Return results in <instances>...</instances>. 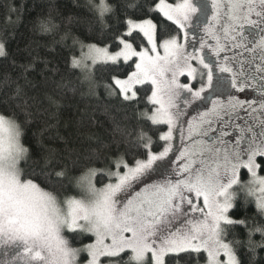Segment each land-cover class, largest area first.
Segmentation results:
<instances>
[{"label":"snow or ice","instance_id":"obj_1","mask_svg":"<svg viewBox=\"0 0 264 264\" xmlns=\"http://www.w3.org/2000/svg\"><path fill=\"white\" fill-rule=\"evenodd\" d=\"M153 4L154 7L148 6L147 12H125V16L118 19L119 27L113 29L110 40L111 51L108 47L89 48V58L93 63L109 64L110 72L122 71L125 78L115 79V85L123 101H135L137 86L150 82L152 88L148 100L153 110L151 115H143L152 124L167 125L166 132L157 129L159 141L163 143L158 141L154 144L151 137L141 134L142 147L146 151L138 155L145 158L135 159L134 166L130 167L117 158V167L122 166L126 172L123 175L117 172L115 183L97 189L91 174L80 177L77 183L91 199L71 198L62 200L61 204L57 195L70 190L65 181L57 179V189H44L49 187L50 177H67L64 154L72 150L65 146L61 151L38 139L40 151L33 158L29 155V148L20 144L18 126L0 114V247L22 249L15 260L7 264H77L80 252L87 253V264H181V260L184 264H222L221 254L227 257L225 264H240L234 247L225 240L226 226L245 224V221H237L227 215L234 199L230 190L238 183L237 169L240 167L249 169L253 183L264 186V179L255 176L257 165L254 162L257 155L264 156V139L244 153L237 151L235 146L231 151L215 146L208 148L210 159L217 158L223 150L225 177H221L217 169L205 166L196 174L189 173L185 178L172 180L169 170L174 158H185V140L192 141L195 137L199 142L210 132L217 131L212 127L214 121L227 124L223 115L245 106V101L238 99L236 92L245 90L246 81L238 80L235 74L229 80L215 70L221 74L233 73V68L228 65L236 60L235 50L240 48L253 53V60L259 50L264 61V0H212V17L207 23V6L201 0H177L175 3L153 0ZM107 11L111 8L101 7V15ZM197 11L200 15L196 19L204 25L203 35L189 41V30L195 31L199 27L193 22ZM150 13L162 14L176 28L166 38L161 36L157 31L158 23L154 22L156 16L147 18ZM253 16L256 19H252ZM245 25L261 29L259 41L250 49L241 43ZM50 26L49 21L40 22L44 31ZM160 48L163 55L159 54ZM205 49L217 57L215 62L208 58ZM229 50H232V56L225 54L221 57L222 52ZM8 56L5 45L0 43V58ZM12 63L21 69L20 78L31 84L26 73L32 64H17L15 60ZM181 76H186L188 81H196L198 87L182 83L179 80ZM4 83H8L7 76ZM229 88L235 92H229ZM109 94L112 95L111 92ZM223 96L228 97L226 103L213 99ZM36 100L35 96L27 97L23 87L17 84L3 103L5 106L22 105L23 110L31 115L29 110ZM48 100L50 104L56 103L51 96ZM197 100L210 102L211 110L201 112L198 107L196 115H192L188 109ZM261 110L264 111V102ZM189 116L191 119H185ZM261 124L264 125V120ZM177 131L184 149L179 156L173 153L172 143ZM219 131L221 137L229 134L223 128ZM57 138L63 140L58 134ZM243 155L247 156V161L241 158ZM25 157L31 163L22 177L20 163ZM185 172H189L187 165L179 168L176 175L181 176ZM134 184H142L143 187L133 192ZM53 191L57 195H53ZM261 191L264 192V187ZM186 192L194 193L197 199L203 197V207L198 209L185 195ZM124 193L130 198L120 203L118 197ZM185 201L191 205L192 212H201L202 218L193 217L177 226L176 222L187 216L189 211L182 207ZM259 206L264 211V199L259 201ZM65 230L94 237V242L84 243L80 248L70 247L62 235ZM256 230L260 231L262 241L259 244L253 242L249 234L248 247L252 254L249 264H255L257 248L264 247V228ZM125 252L130 253L127 261L121 257ZM202 252L206 253V258ZM101 258L109 259L102 261Z\"/></svg>","mask_w":264,"mask_h":264},{"label":"trees","instance_id":"obj_2","mask_svg":"<svg viewBox=\"0 0 264 264\" xmlns=\"http://www.w3.org/2000/svg\"><path fill=\"white\" fill-rule=\"evenodd\" d=\"M107 4L111 11L101 15L91 0H0V43L9 53L7 58H0V114L22 125V143L29 148V155L33 158L40 151L38 139L61 151L65 146L72 150L64 154L67 177H50L49 187L45 188L52 191L59 187L57 179L65 181L70 190L60 192L61 197L70 195L72 181L91 169L113 168L117 158L130 167L134 166L135 159L145 158L138 155L146 151L142 147L141 134L151 137L155 144L160 135L157 129L165 131L167 128L152 124L143 115H150L153 110L148 100L151 84L137 87L135 101H123L115 85V79L124 78L122 71L110 72L109 64H98L91 71L88 81L82 70L74 66L88 45L105 46L111 50L113 29L119 27L117 21L125 16V12H147L148 6L154 7L153 0H107ZM153 15L156 16L154 22L158 23V33L166 38L176 25L160 13H150L147 18ZM41 21L50 22L47 31L41 29ZM13 60L17 64H32L26 73L31 84L20 78L21 69L13 65ZM5 76L8 77L7 84L4 83ZM17 84L23 87L27 97L37 98L34 107L29 110L31 115L23 110L22 105L5 106L3 103ZM49 96L56 101L55 104L49 103ZM49 125L55 127L49 128ZM57 134L63 140L58 139ZM30 163L27 157L23 160V175ZM258 163L259 172L264 175V157L260 156ZM119 168L124 170L122 166ZM246 172L242 173L243 179L247 176ZM106 180L107 177L100 173L96 183L102 185ZM230 216L234 220L245 221V224L226 226L225 240L234 247L240 264H249L252 256L248 247L249 234L251 240L259 244L262 236L256 229L264 228V211L257 204L252 190L245 186L235 189ZM67 239L69 244L80 247L90 243L93 237L70 233ZM201 255L206 258V253ZM129 256V252L121 255L124 261ZM181 264H184L183 260ZM255 264H264V247L257 248Z\"/></svg>","mask_w":264,"mask_h":264},{"label":"rangeland","instance_id":"obj_3","mask_svg":"<svg viewBox=\"0 0 264 264\" xmlns=\"http://www.w3.org/2000/svg\"><path fill=\"white\" fill-rule=\"evenodd\" d=\"M91 2L93 5L94 4L96 5V7L98 8L100 13H101V7L102 6H108L107 0H91ZM166 2H168V1H166ZM201 2L207 6V17L205 19V23H207L211 20V17H212V0H201ZM104 13H106V12H104ZM199 15H200V12L197 11V13L195 14V16L193 18L194 26L199 25V27H196L195 31H193L192 29L189 30V33H190L189 41H192L193 39H199V37L203 35L202 29H203L204 25L200 24L199 20L196 19L197 17H199ZM252 19H256V17L253 16ZM245 26H248V25H245ZM90 47L103 48L105 46L88 45V46L84 47V49H83L84 52H83L82 56L78 57L79 60L77 62H79V64L78 65L74 64L75 67L82 70V72L86 76V80H88V81L90 80L91 71L93 70V68L98 64H102L99 61L93 63L92 59L89 58V48ZM197 47H198V45H197ZM205 53L207 54L208 58L211 61L215 62L217 60V57L212 55L210 50L205 49ZM159 54L163 55V49L162 48L159 49ZM225 54L232 56V50H229L227 53L222 52L221 57L224 56ZM192 63L194 66H196L195 61H193ZM228 66L233 68V73H222L221 74V73H219L218 69H216L215 71L217 74L223 75V76L229 78V80L232 78L233 74L236 75L238 80H242V78H243L242 75L239 72L237 73L236 72L237 70L235 69V67L237 66V58H236V60H233ZM119 79H123V78H119ZM179 80L182 83L188 82V83L192 84L194 87H198V84L196 83V81H188V78L186 76L179 77ZM149 84H150V82H149ZM139 86H142V85H138L137 87H139ZM247 90L248 89L245 88V90L243 92H236V97H239V96L243 97V98L247 97L248 95L251 94L250 92L247 93L246 92ZM229 92H235V90L229 88ZM150 96H151V94H150ZM213 99H220L226 103L228 100V97L227 96L214 97ZM260 99H261V102H264V97H261ZM198 107H199V111L206 112V111L211 110L212 104L210 102L197 100V101L193 102L192 106L188 110H189V112L192 113V115H196V109ZM6 119H8V118H6ZM185 119H191V117L190 116L185 117ZM223 119L225 121H228V123L227 124H221V123H217L214 121L212 127L217 129V131L211 132V136L213 139H218V144H221V145L225 144L224 148L229 150V151H231V149L234 146L236 147V150L239 152L241 151V147H244L245 151H247L249 149V147L252 146L254 143L258 144L262 139H264V137H262V136L257 137V136L253 135L252 139L249 138V139L244 140L243 134L237 135V133H235V130L233 129V126H231L232 123H230V122L234 121L232 114H230V112L225 113L223 115ZM8 120H11V119H8ZM13 122L16 126L18 125L15 121H13ZM158 125H165V124H158ZM165 126L167 127V125H165ZM221 128H223L229 134L221 137V133L219 131ZM18 131L20 132L19 128H18ZM166 131H167V128H166L165 132ZM243 132L250 134V129L245 128V129H243ZM185 135H187V125H185ZM209 136H210V133H209L208 137ZM238 141H239V143H238ZM242 141H244L243 144H241ZM172 143H173V153L175 154V156H179V152L181 150H184V149L181 146V141L179 139V132L178 131L176 133H174V139H173ZM229 143H230V145L228 146L227 144H229ZM185 144H187V150H186L185 158L182 160H178V159L174 158L172 165H171V168L169 170L172 173V175L170 176V178L172 180L185 178L189 175V173L196 174L202 167H205V166L211 167L212 169H217L219 171V174L221 175V177H225V170L222 167L224 161L222 160L223 162L219 163L217 158H215L214 161H212V159L209 158V153L207 151V147H206V145H203L202 141L199 140V142H197V139L194 137V139L192 141L185 140ZM173 153H170V156H173ZM260 156L261 155H257L255 157V160H254L255 164L257 165L256 171H255V176L257 177V179H264V175H261L259 172L258 158ZM262 157H264V156H262ZM243 160L247 161V156H245V158ZM22 162H23V160H21L20 168H21ZM114 165H115V167H113V168L110 167V168H107L105 170L91 169V170L87 171L86 173H84L83 175L77 177L71 183L72 184L71 194L66 196V197H61V196L55 194L54 192H53V195H57L58 200H65V201L68 199H71V198L82 199L83 198L82 194L85 193V190L82 187H80V185L77 183V180H79L80 177H86L89 174L92 175V182L97 189H101L109 183H115L116 182V175L115 174L117 172H119L120 175H123L126 172V169H124L123 171H120V168L117 167V163H115ZM185 165L188 166L189 172H185L181 176L176 175V171L179 168L184 167ZM244 170L247 171L246 172L247 176L245 179L242 178V173L244 172ZM100 173L107 177L106 182L103 183L102 185H98L96 183V180H97L98 176L100 175ZM22 175H23V172H22ZM228 175H230V173H228ZM237 179H238V183L234 184L232 189L230 190L233 193V195L235 193V189H237L241 186H245L246 188L252 190V193L254 194V196L256 198L257 204L259 205V201L261 199H264V192L261 191V187H264V186H261L258 183H253V174L246 167H240L239 169H237ZM142 187H143L142 184H134L132 191L133 192L139 191ZM44 190L49 191L47 189H44ZM185 195L188 197V199L193 201V203L196 205V207L198 209L203 207V197H200L199 199H197L195 197L194 193H187V192L185 193ZM129 198H130V195L127 193H124V194L119 195L118 201L120 203H123V202H126V200ZM233 205H234V199H233ZM64 207H66V205H64ZM182 207L184 209H188L189 211H188L187 216L182 217L181 220L176 222L177 226L184 224L187 220L192 219L193 217L202 218L201 212H199V211L192 212L190 210L191 205H189L187 203V201H185V203L182 205ZM232 208H233V206H232ZM232 208L229 210V212L227 214L230 218H231L230 212H231ZM204 211H207V209H205ZM70 233H74V232H69V231L65 230L62 233V235L67 239V234H70ZM91 242H94V237H93V240ZM69 245H70V247H73V248H80L83 246L82 245L80 247H75L71 244H69ZM21 251H22V249H20L16 246L0 247V264H7L8 261L15 260L17 253H19ZM88 259H89V257H88L86 252H80L77 256V264H87ZM101 259H102V261H104V260H107L109 258H101ZM219 259L222 261V264H225L227 257L224 256L223 254H221ZM34 264H35V262H34Z\"/></svg>","mask_w":264,"mask_h":264},{"label":"flooded vegetation","instance_id":"obj_4","mask_svg":"<svg viewBox=\"0 0 264 264\" xmlns=\"http://www.w3.org/2000/svg\"><path fill=\"white\" fill-rule=\"evenodd\" d=\"M261 37V30L259 27L245 26L243 29V39L242 44H246L247 48H252L253 45L259 41ZM237 53V66L235 69L236 72L242 75V80L246 81L245 88L248 90L247 93H251L247 97H237L245 101V106L243 108L237 107L230 111L234 121L231 126L235 130L237 135L243 134V139H252V136H261V133L264 132V125L261 124V121L264 120V111L261 110V97H264V61L261 60L259 50L255 53V59H252L253 53L244 50L243 48L236 49ZM243 52L241 56L240 53ZM242 61V63H241ZM258 69H261L258 71ZM250 129V134L243 132V129ZM245 133V134H244ZM264 137V136H262ZM203 145H206L207 149L215 146L218 149H225L224 145L218 144V139H213L211 136L204 137L200 139ZM242 141L241 144H243ZM220 143V142H219ZM228 146L230 145L227 144ZM241 153L246 152L244 147H241ZM224 152L221 150L217 157L219 163L223 162ZM246 155H243L241 158L244 159ZM214 161V159H212ZM215 164V163H214Z\"/></svg>","mask_w":264,"mask_h":264},{"label":"clouds","instance_id":"obj_5","mask_svg":"<svg viewBox=\"0 0 264 264\" xmlns=\"http://www.w3.org/2000/svg\"><path fill=\"white\" fill-rule=\"evenodd\" d=\"M6 118V117H5ZM18 128L20 129V144L23 146V147H25V148H27V146L26 145H23V143H22V137H23V127H22V125H19V123H18ZM20 171H21V175H22V169H20ZM82 196H83V198H85V199H91V197L90 196H87L85 193L84 194H82ZM61 201V204H62V200H60ZM65 238V237H64ZM66 239V238H65ZM67 240V239H66ZM69 242V241H68Z\"/></svg>","mask_w":264,"mask_h":264}]
</instances>
